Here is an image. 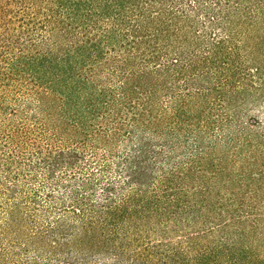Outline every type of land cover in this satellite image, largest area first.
I'll return each instance as SVG.
<instances>
[{"label": "trees", "instance_id": "16d2710c", "mask_svg": "<svg viewBox=\"0 0 264 264\" xmlns=\"http://www.w3.org/2000/svg\"><path fill=\"white\" fill-rule=\"evenodd\" d=\"M0 264H264V0H0Z\"/></svg>", "mask_w": 264, "mask_h": 264}]
</instances>
